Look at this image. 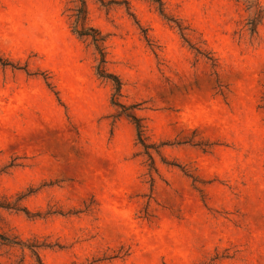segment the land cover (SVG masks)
Wrapping results in <instances>:
<instances>
[{
    "label": "clouds",
    "instance_id": "clouds-1",
    "mask_svg": "<svg viewBox=\"0 0 264 264\" xmlns=\"http://www.w3.org/2000/svg\"><path fill=\"white\" fill-rule=\"evenodd\" d=\"M0 264H264V0H0Z\"/></svg>",
    "mask_w": 264,
    "mask_h": 264
},
{
    "label": "rangeland",
    "instance_id": "rangeland-1",
    "mask_svg": "<svg viewBox=\"0 0 264 264\" xmlns=\"http://www.w3.org/2000/svg\"><path fill=\"white\" fill-rule=\"evenodd\" d=\"M172 147H174L177 151L184 152L185 154H187L189 151H196L198 153H203L202 149H198V146L193 145V144L180 143V144L173 145ZM217 148L220 149L221 151H223L225 146L221 144V145H217ZM192 163H193V160L190 159L189 164H192ZM180 171L183 172L184 170L181 169ZM185 178L190 179V177H187V174H185ZM209 186H211V181H209ZM181 191H183V189H178L177 194L179 195ZM120 204H121V201L119 199H117L115 201L116 207L119 208ZM119 214L125 218L131 217V212L127 209H121ZM131 223L134 227L138 226V222L135 221L134 219L131 220ZM144 227L146 229H148L150 226L146 224ZM124 254H125V256H128V257H130L132 255V246L131 245L129 246L128 251H126Z\"/></svg>",
    "mask_w": 264,
    "mask_h": 264
}]
</instances>
